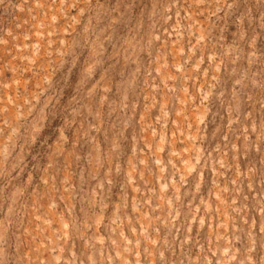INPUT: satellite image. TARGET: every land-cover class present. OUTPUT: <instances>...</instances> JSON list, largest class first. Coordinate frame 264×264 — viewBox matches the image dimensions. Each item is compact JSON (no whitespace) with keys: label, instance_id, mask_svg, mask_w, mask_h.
<instances>
[{"label":"rangeland","instance_id":"obj_1","mask_svg":"<svg viewBox=\"0 0 264 264\" xmlns=\"http://www.w3.org/2000/svg\"><path fill=\"white\" fill-rule=\"evenodd\" d=\"M0 264H264V0H0Z\"/></svg>","mask_w":264,"mask_h":264}]
</instances>
